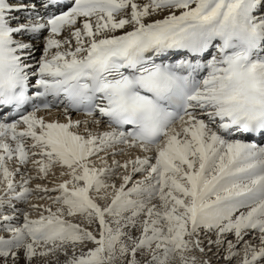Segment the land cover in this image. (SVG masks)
<instances>
[{
  "label": "snow or ice",
  "instance_id": "obj_1",
  "mask_svg": "<svg viewBox=\"0 0 264 264\" xmlns=\"http://www.w3.org/2000/svg\"><path fill=\"white\" fill-rule=\"evenodd\" d=\"M0 264H264V0H0Z\"/></svg>",
  "mask_w": 264,
  "mask_h": 264
}]
</instances>
